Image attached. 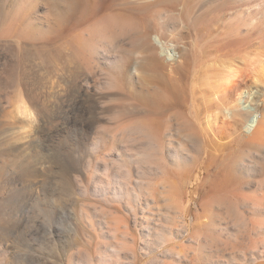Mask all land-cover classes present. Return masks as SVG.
<instances>
[{
    "label": "rangeland",
    "instance_id": "obj_1",
    "mask_svg": "<svg viewBox=\"0 0 264 264\" xmlns=\"http://www.w3.org/2000/svg\"><path fill=\"white\" fill-rule=\"evenodd\" d=\"M70 1L0 0V264H264V141L235 139L244 120L215 100L219 132L183 138L162 100L184 4V42L222 45L210 55L247 73L241 100L263 118L264 0ZM169 125L182 149L165 148Z\"/></svg>",
    "mask_w": 264,
    "mask_h": 264
},
{
    "label": "bare ground",
    "instance_id": "obj_2",
    "mask_svg": "<svg viewBox=\"0 0 264 264\" xmlns=\"http://www.w3.org/2000/svg\"><path fill=\"white\" fill-rule=\"evenodd\" d=\"M78 1H80V0H78ZM154 1L152 3H154ZM160 1L165 3V4L169 3L170 1L172 3V0H160ZM70 2H71L70 6L68 5V7L71 9V11L76 10V8L78 7L77 1L71 0ZM149 2L151 3V0H149ZM81 3L82 2H80V4ZM140 3L141 2H139V4ZM146 3H147V0H146ZM80 4H79V7L81 6ZM142 4H144V2H142ZM158 4L160 5L161 3H158ZM158 4H157V6H158ZM83 6H82V8H80L79 13L82 9L83 10L81 11V13L85 10L84 9L85 7H83ZM144 6H145V4H144ZM162 6H164V4ZM79 7H78V9H79ZM155 8H157V7L155 6ZM162 8H164V7H162ZM70 9H68V12H71V11H69ZM184 9H185L184 4H181L180 8H179V12L178 13L176 12L177 13L176 21L179 23L180 28H178V26L176 25L177 29H174V31H170V34L172 36L168 40L170 42L172 40L175 41L176 46L175 45L174 46H175V48H177L178 52H177V56L172 54V56H175L172 60V61H174V63H172L173 65L171 66V71H169L170 73H168L169 78L164 83V87H163V91H162V100L165 103V105H164V114H165L164 116H165V118L168 121H171L176 116L183 114L185 117V120H186V122L190 128V131H191L190 136L186 134L185 136H183V138H187L188 140L200 139L204 144L205 140H206L205 139L206 138L205 133H209L211 135H214L215 133L219 132L218 123L220 122L221 125L224 124L223 121H220V119H218L219 118L217 116V112H218L222 116H224L225 118L229 117L231 119V121L232 122L234 121L235 123L241 122L240 119L244 120L243 125L245 128V131H244V133H238L236 135L235 139H237V140H249V141L250 140H260L259 142L262 143L261 140L264 141V117L262 118V116H259V114L257 112V107H255L256 106L255 103L252 104L255 106L251 107L250 102L253 100H252V97H251V99L249 98L250 94H247L246 99L243 102L241 100L242 99L241 96H243L244 90L248 88L247 85L243 82V80L245 79L244 77H246L247 73L245 74L243 71L238 70L237 68L234 69V67H232L233 63H227L226 61H222L219 59L216 60V59L212 58V55H210V54L220 53L221 52L220 46H222V45L212 46V47L211 46L210 47H204V46H202V45L200 46L196 43L184 42L185 37L181 34V31H183V29H185L187 27V25L185 26L183 24L184 21L182 19V12ZM161 11H158L155 13L157 14V13H160ZM71 13H73V12H71ZM113 15L116 16L117 18L125 19L127 14L124 15V13H118L117 12V13H114ZM162 15L163 14L159 15V20H157L158 18L155 17L156 20L160 22V24H159L160 30H163V28L167 27V23L163 18L164 16L162 17ZM172 15H173V13H172ZM186 16L188 17V15H186ZM189 16H191V15H189ZM128 17L129 16L127 15V18ZM188 19H189V17L187 18V20ZM189 21H191V20H189ZM190 23H192V22H190ZM157 31H159V30H157ZM168 31H169V29H168ZM161 32L162 31L158 32V34L155 36V40H157V44L159 45V47L166 51L167 48L169 49V46L168 47L165 46V43H163V41H161V39H163L161 37L164 36L163 32L162 33ZM173 50H175V49H173ZM210 50H213V51H210ZM213 60H214V63L212 62ZM253 62L260 64L261 69L264 70V62L259 60V56L256 58V60L254 59ZM254 63H252V65ZM213 70L215 72L209 74V72H212ZM201 75H203L202 78L200 77ZM187 88H190L189 93L186 90ZM186 92L188 94H186ZM249 92H250V90H248V93ZM234 95L237 96V98L234 99L233 98ZM218 96H220L219 99L217 98ZM211 98H212V100H211ZM216 99H218V100H216ZM213 100H215V101H213ZM211 101L216 102L215 108H216L217 112L213 110V106L211 104ZM233 102H234V104H232ZM247 102L249 104L244 105ZM241 103L243 104L242 105L243 109H241V110L244 112L236 110V107L238 108V106ZM17 112H18V114L20 113V115L25 114V113L27 116L31 115L29 113L27 114V112H19V111H17ZM205 113H206V115H205ZM202 114H204L205 116ZM201 115H202V117L204 116L205 120L204 119H202V120H204V122L206 123V128H204V129H207L208 132H206L203 128H201L202 127L201 122H200V120L202 118ZM224 121H226V119ZM178 124H180V123H178ZM234 131H235V128H234ZM98 134L101 135L100 132ZM103 135L95 137V138L97 140L98 139L99 140L105 139L106 137H104ZM94 136H95V134H94ZM162 136H163V140L165 142V148L167 149L168 152L171 151L172 148H175V149L181 148L182 149L180 143H176L180 147L173 145V143H174L173 140H177L175 138V136H177V138L182 137V136H180V129L175 128V130H174L169 125L164 129ZM178 140H177V142H178ZM239 142L240 141H238V143ZM256 143L259 144L258 141ZM203 151L204 152H203L202 161L197 166V172L200 175L201 174L202 175H209L211 163H212V160L215 158V156H211L209 154V151L206 150V146H205ZM18 164L19 163L17 161L13 162V165H15V166H17ZM70 169L65 170V171L63 169L62 174L64 173V175L69 176V178H70L71 173L73 171L72 168H70ZM22 172L23 173L25 172V174L28 177H34L35 176V171L33 169H31L30 167L24 168ZM23 173H21V174H23ZM173 174H174V172L168 164L166 167V170H165V176H166V181H167L168 187L170 189L176 188L175 181H173L171 179V177H173ZM62 184L63 185L65 184V186H66L65 191H66V189H67L66 182L64 181V183H62ZM172 191H174V190H172Z\"/></svg>",
    "mask_w": 264,
    "mask_h": 264
}]
</instances>
